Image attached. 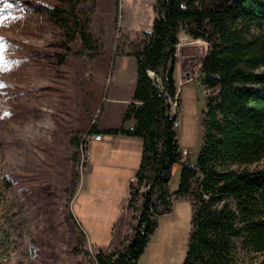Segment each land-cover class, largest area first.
<instances>
[{
  "label": "rangeland",
  "instance_id": "1",
  "mask_svg": "<svg viewBox=\"0 0 264 264\" xmlns=\"http://www.w3.org/2000/svg\"><path fill=\"white\" fill-rule=\"evenodd\" d=\"M66 1L0 0V264H93L97 249L110 245L127 201L129 177L98 166L85 131L89 123L116 125L111 99L134 93L137 62L127 54L152 29L156 0H80L97 40L92 55L50 19L49 8ZM180 39L172 103L181 147L194 163L203 145L206 96L199 80L208 45L185 33ZM78 131L76 148L71 138ZM181 172L175 166L172 193ZM192 218L191 200H175L140 264H185Z\"/></svg>",
  "mask_w": 264,
  "mask_h": 264
},
{
  "label": "trees",
  "instance_id": "2",
  "mask_svg": "<svg viewBox=\"0 0 264 264\" xmlns=\"http://www.w3.org/2000/svg\"><path fill=\"white\" fill-rule=\"evenodd\" d=\"M79 1L51 7L49 16L68 41L80 40L92 55L98 49L92 18ZM182 33L208 45L199 80L206 96L203 145L194 163L183 160L178 115L170 105L179 94ZM127 55L136 59L137 82L123 123L134 120V127L89 123L85 132L141 138L142 157L111 243L95 252L93 264H140L161 218L181 198L193 205L185 264H264V0H156L152 29L131 43ZM81 140L78 131L71 143L79 148ZM180 164L179 188L172 193ZM2 183L12 187L5 176Z\"/></svg>",
  "mask_w": 264,
  "mask_h": 264
},
{
  "label": "crops",
  "instance_id": "3",
  "mask_svg": "<svg viewBox=\"0 0 264 264\" xmlns=\"http://www.w3.org/2000/svg\"><path fill=\"white\" fill-rule=\"evenodd\" d=\"M121 83V86H125L124 80H122ZM132 97L133 94L130 98H122L116 95V97L111 99L114 100L113 105L115 106L112 116L118 115L119 118L116 125H112L113 123H107L106 125L101 126V128L115 129L120 128L121 126H124L126 129L133 128L135 124L134 120L128 121L125 124L123 123L124 114L128 105L131 103L130 101L132 100ZM120 101L123 103H121V111L117 114L115 113V109L119 106ZM93 144L97 149L96 154L98 166L105 170L104 172L108 173V171L111 172V170H114L117 174L120 172L123 175H127L130 181L135 177L142 157L143 141L141 138L128 137L122 134H103L102 140H93L91 145Z\"/></svg>",
  "mask_w": 264,
  "mask_h": 264
},
{
  "label": "built area",
  "instance_id": "4",
  "mask_svg": "<svg viewBox=\"0 0 264 264\" xmlns=\"http://www.w3.org/2000/svg\"><path fill=\"white\" fill-rule=\"evenodd\" d=\"M170 103L172 104L173 107H175V106L173 105L172 101H171ZM179 125H180V124H179V120H178V118H177V121H176V126H177V128L179 127ZM101 138H102V135H94V136L89 137L88 139H94V140L100 141ZM188 156H189V152H188L186 149H183V150H182V157H183V160H186V159L188 158Z\"/></svg>",
  "mask_w": 264,
  "mask_h": 264
},
{
  "label": "bare ground",
  "instance_id": "5",
  "mask_svg": "<svg viewBox=\"0 0 264 264\" xmlns=\"http://www.w3.org/2000/svg\"><path fill=\"white\" fill-rule=\"evenodd\" d=\"M180 46V45H179ZM177 56H178V54H177ZM174 109H172V111L174 112V113H178L177 111H175V107H173ZM179 111H180V109H179ZM178 115V114H177ZM178 117V116H177ZM175 127L177 128V126H176V123H175ZM95 135H97V134H95ZM94 136V135H93ZM94 139H89V143L91 142V141H93ZM101 140H102V138H101ZM100 140V141H101ZM95 141H97V140H95Z\"/></svg>",
  "mask_w": 264,
  "mask_h": 264
}]
</instances>
